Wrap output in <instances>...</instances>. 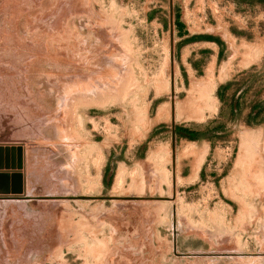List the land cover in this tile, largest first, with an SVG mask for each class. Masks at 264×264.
I'll return each instance as SVG.
<instances>
[{
  "label": "rangeland",
  "instance_id": "rangeland-1",
  "mask_svg": "<svg viewBox=\"0 0 264 264\" xmlns=\"http://www.w3.org/2000/svg\"><path fill=\"white\" fill-rule=\"evenodd\" d=\"M0 264H264V0H0Z\"/></svg>",
  "mask_w": 264,
  "mask_h": 264
},
{
  "label": "crops",
  "instance_id": "crops-1",
  "mask_svg": "<svg viewBox=\"0 0 264 264\" xmlns=\"http://www.w3.org/2000/svg\"><path fill=\"white\" fill-rule=\"evenodd\" d=\"M211 37H213V36L212 35H197V36H195V38L206 39V40H210ZM219 54H220V51H219ZM237 99H238V97H237Z\"/></svg>",
  "mask_w": 264,
  "mask_h": 264
},
{
  "label": "trees",
  "instance_id": "trees-1",
  "mask_svg": "<svg viewBox=\"0 0 264 264\" xmlns=\"http://www.w3.org/2000/svg\"><path fill=\"white\" fill-rule=\"evenodd\" d=\"M188 132H190V137H192V138H195V139H196V137H197V135H198V133H197V132H193V131H189V130H188Z\"/></svg>",
  "mask_w": 264,
  "mask_h": 264
},
{
  "label": "water",
  "instance_id": "water-1",
  "mask_svg": "<svg viewBox=\"0 0 264 264\" xmlns=\"http://www.w3.org/2000/svg\"><path fill=\"white\" fill-rule=\"evenodd\" d=\"M174 135H175V132H174Z\"/></svg>",
  "mask_w": 264,
  "mask_h": 264
}]
</instances>
